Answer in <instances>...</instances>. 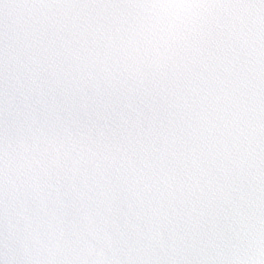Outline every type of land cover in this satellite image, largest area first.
I'll list each match as a JSON object with an SVG mask.
<instances>
[{"label": "clouds", "instance_id": "obj_1", "mask_svg": "<svg viewBox=\"0 0 264 264\" xmlns=\"http://www.w3.org/2000/svg\"><path fill=\"white\" fill-rule=\"evenodd\" d=\"M0 19L6 107L56 113L6 142L5 264H264V0H0ZM81 188L90 207L61 205Z\"/></svg>", "mask_w": 264, "mask_h": 264}, {"label": "snow or ice", "instance_id": "obj_2", "mask_svg": "<svg viewBox=\"0 0 264 264\" xmlns=\"http://www.w3.org/2000/svg\"><path fill=\"white\" fill-rule=\"evenodd\" d=\"M3 24L2 19H0V30H2ZM3 62L0 59V193L3 191V162L6 156L5 145L6 142L10 144L13 138H20L26 135H32L34 130L43 126L44 128L54 127L53 120L56 118V113L51 109H36L37 112H41L39 119L37 120L32 111V105H24L22 109H19L17 112H13L11 106L6 107L4 99V90L2 85V74H3ZM25 95L28 93L25 92ZM35 91L33 95H35ZM39 94L46 95L44 91V86H39ZM27 124V127L25 125ZM59 179V178H58ZM58 179L54 181L52 187L56 188L58 186ZM90 195V192L86 188H81L73 194L71 200L61 201L62 206H67L70 209H76L82 205L91 206L88 204L87 197ZM2 196H0V219H2ZM2 232H0V243H3ZM0 264H5L3 259H0ZM9 264H17L16 260H11ZM22 264H39V261L36 259H31ZM182 264V262H181Z\"/></svg>", "mask_w": 264, "mask_h": 264}]
</instances>
